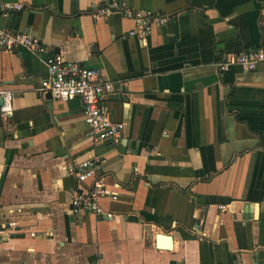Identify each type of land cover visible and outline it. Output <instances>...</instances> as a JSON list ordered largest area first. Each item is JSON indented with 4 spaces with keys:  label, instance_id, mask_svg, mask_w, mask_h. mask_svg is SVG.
Returning a JSON list of instances; mask_svg holds the SVG:
<instances>
[{
    "label": "crops",
    "instance_id": "crops-1",
    "mask_svg": "<svg viewBox=\"0 0 264 264\" xmlns=\"http://www.w3.org/2000/svg\"><path fill=\"white\" fill-rule=\"evenodd\" d=\"M10 1L23 8L0 26L43 48H0V88L14 92L0 111V264H264V63L217 68L264 44V0H119L168 16L145 39L129 16L93 15L108 0ZM49 52L114 81L119 141L94 139L77 97L39 91ZM64 155L102 159L112 216L70 212Z\"/></svg>",
    "mask_w": 264,
    "mask_h": 264
},
{
    "label": "built area",
    "instance_id": "built-area-1",
    "mask_svg": "<svg viewBox=\"0 0 264 264\" xmlns=\"http://www.w3.org/2000/svg\"><path fill=\"white\" fill-rule=\"evenodd\" d=\"M21 8H23L21 2L0 0V15H7ZM108 12L122 13L131 17L134 24L128 30V34L136 35L141 39H145L154 25L163 24L168 20V16L160 11L133 8L119 0H108L94 5L92 9L94 16ZM19 47L33 51H40L43 48L42 41L37 35L0 26V48L12 50ZM260 63H264V44L229 54L217 63V68L226 70L230 65L238 64L244 70H252ZM45 65L46 75L40 80L38 87L40 92H48L52 98L60 100L77 97L81 101L84 120L94 139L117 142L122 138L125 123L111 116L104 99L106 93L114 91V81L105 77L100 67L70 59L61 52H49L45 57ZM13 94L14 92L9 89L0 88V95L3 97V102L0 104L2 113L6 114L11 110ZM101 160L100 157L93 156L76 161L64 155L63 168L68 174L73 175L78 183L70 199L71 213L91 211L112 216V212L104 210L99 203V200L105 196L118 197L114 190L107 188L99 171ZM2 225L4 229H10L17 225V221L7 217Z\"/></svg>",
    "mask_w": 264,
    "mask_h": 264
},
{
    "label": "water",
    "instance_id": "water-1",
    "mask_svg": "<svg viewBox=\"0 0 264 264\" xmlns=\"http://www.w3.org/2000/svg\"><path fill=\"white\" fill-rule=\"evenodd\" d=\"M3 102V97L2 95H0V104ZM157 237L162 240L165 244H167L168 246H170V239H171V235L169 234H162L159 233L157 234Z\"/></svg>",
    "mask_w": 264,
    "mask_h": 264
}]
</instances>
